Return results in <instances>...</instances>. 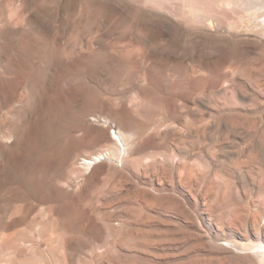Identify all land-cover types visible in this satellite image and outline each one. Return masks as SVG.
Listing matches in <instances>:
<instances>
[{"label": "rangeland", "instance_id": "rangeland-1", "mask_svg": "<svg viewBox=\"0 0 264 264\" xmlns=\"http://www.w3.org/2000/svg\"><path fill=\"white\" fill-rule=\"evenodd\" d=\"M254 1L0 0V264H264Z\"/></svg>", "mask_w": 264, "mask_h": 264}, {"label": "bare ground", "instance_id": "bare-ground-1", "mask_svg": "<svg viewBox=\"0 0 264 264\" xmlns=\"http://www.w3.org/2000/svg\"><path fill=\"white\" fill-rule=\"evenodd\" d=\"M250 1V0H249ZM256 1V4L254 5L255 6V8H260L261 9V7H262V1H260V0H255ZM254 1V2H255ZM249 5H251V3L249 4ZM264 5V4H263ZM248 7V6H247ZM254 7H253V9H255ZM117 134L119 135H117L118 136V138L120 137V139H119V141H120V144L122 143V141H123V138H122V134L120 133V132H117ZM84 161H86V167H89V166H93V165H95L97 162L96 161H98V157H96V156H94L93 158H91V159H89V160H84ZM226 244H228V245H230L232 248H235L236 250H238L237 248H238V246L236 247L234 244H232V243H230V242H226ZM237 245V244H236ZM230 247V248H231ZM235 250V251H236ZM237 252V251H236ZM238 252H247V253H250V254H257L258 256L260 255V256H262V257H264V244H260V245H255V246H253L252 248H249V249H245V248H241L240 247V249H239V251ZM257 257V256H256Z\"/></svg>", "mask_w": 264, "mask_h": 264}]
</instances>
